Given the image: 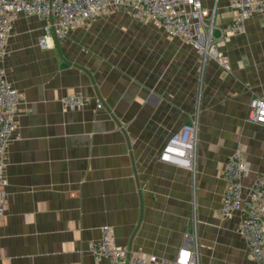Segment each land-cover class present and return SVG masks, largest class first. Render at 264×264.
Wrapping results in <instances>:
<instances>
[{"label":"crops","instance_id":"obj_1","mask_svg":"<svg viewBox=\"0 0 264 264\" xmlns=\"http://www.w3.org/2000/svg\"><path fill=\"white\" fill-rule=\"evenodd\" d=\"M200 1L214 11L226 67L114 8L46 49L38 44L46 20L12 21L2 66L20 100L4 167L0 264H110L88 251L103 226L134 255L172 260L188 234L199 264H255L241 214L219 211L233 153L249 166L243 197L264 175V125L247 119L251 97L264 93V13L229 32L230 0ZM69 95L88 103L67 109ZM193 121V170L161 162L168 138Z\"/></svg>","mask_w":264,"mask_h":264},{"label":"built area","instance_id":"obj_2","mask_svg":"<svg viewBox=\"0 0 264 264\" xmlns=\"http://www.w3.org/2000/svg\"><path fill=\"white\" fill-rule=\"evenodd\" d=\"M229 4L236 12L228 26L229 32H242L250 16L264 13V3L257 0H230ZM110 8H122L145 16L157 23L169 37L190 44L204 60L210 57L225 66L213 43L214 11L204 8L200 0H0V220L6 205L4 167L7 147L15 132L14 116L20 100L19 92L7 81L2 66L12 21L20 14L36 15L46 20L38 40L39 46L46 49L51 38L62 40L69 31L107 13ZM87 103L88 99L79 95L63 99L67 109H79ZM96 108L100 109L101 104L98 103ZM247 119L264 125V93L251 97ZM197 132L196 121L182 125L162 147L159 160L192 171ZM248 172L249 166L239 152L227 159L223 169L226 185L219 214L222 217H228L232 212L241 214L240 235L248 255L255 264H264V175L253 181L248 195L243 197L240 180ZM100 234L97 242L89 244L88 251L94 259L105 258L110 264H199L194 238L188 234L172 260L155 255H134L126 248L115 246L108 226H103Z\"/></svg>","mask_w":264,"mask_h":264},{"label":"rangeland","instance_id":"obj_3","mask_svg":"<svg viewBox=\"0 0 264 264\" xmlns=\"http://www.w3.org/2000/svg\"><path fill=\"white\" fill-rule=\"evenodd\" d=\"M114 9H117V10H122L123 12H127V13H129V14H137V13H132L131 11H128V10H125V9H120V8H114ZM107 12H109V11H107ZM105 14V13H104ZM107 14V13H106ZM103 15V14H102ZM130 17V16H129ZM151 21V20H150ZM155 23V22H154ZM157 24V23H156Z\"/></svg>","mask_w":264,"mask_h":264}]
</instances>
